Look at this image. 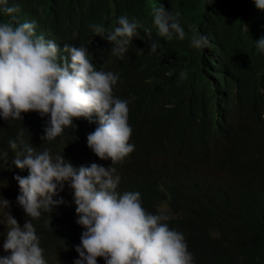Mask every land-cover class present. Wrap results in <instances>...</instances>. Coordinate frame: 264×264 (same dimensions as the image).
<instances>
[{
    "label": "clouds",
    "instance_id": "clouds-1",
    "mask_svg": "<svg viewBox=\"0 0 264 264\" xmlns=\"http://www.w3.org/2000/svg\"><path fill=\"white\" fill-rule=\"evenodd\" d=\"M96 1L27 0L18 18L5 19L0 55L16 62L0 69V121L36 132L20 131L10 140L11 156L4 159L10 170L0 171V184L7 183L0 192V264H264V245L251 229L215 231L193 251L185 230L171 223L176 214L166 207L151 211L138 190L120 188L117 165L131 155L135 140L156 135L157 128L141 99L116 93L117 74L97 64L88 45L67 39L86 33L90 45L121 57L138 38L139 26L127 14L109 30L93 12ZM189 7L223 16L249 10L264 18V0H190ZM151 24L153 34L144 37L152 93L183 128L198 129L204 105L175 111L172 102L184 98L179 13L160 5ZM191 32L189 46L199 49ZM255 47L264 55V32ZM78 128L87 154L82 160L44 146Z\"/></svg>",
    "mask_w": 264,
    "mask_h": 264
},
{
    "label": "trees",
    "instance_id": "trees-1",
    "mask_svg": "<svg viewBox=\"0 0 264 264\" xmlns=\"http://www.w3.org/2000/svg\"><path fill=\"white\" fill-rule=\"evenodd\" d=\"M189 1L97 0L93 12L109 30L122 14L139 26L138 38L121 57L110 47L90 45L86 33L67 39L88 45L93 60L117 74L116 93L141 99L145 116L157 128L156 135L135 140L131 155L117 165L120 188L138 190L151 211L166 207L176 214L171 223L185 230L193 251L213 232L225 229L249 228L264 245V55L255 47L257 35L264 32V18L249 10L233 16L208 8L195 13ZM26 2L0 0V33L5 19L18 18L17 10ZM160 5L179 13L185 34L180 75L184 98L172 101L174 110L189 103L206 109L203 125L192 131L152 93L151 50L144 34H153L151 14ZM191 31L200 39L199 49L189 46ZM15 62L0 55V69ZM12 73L17 78V71ZM20 131L36 132L18 121H0L1 172L10 170L4 159L11 156L10 140ZM77 134L80 128L67 129L44 146L53 152L63 148L67 156L82 160L87 154Z\"/></svg>",
    "mask_w": 264,
    "mask_h": 264
},
{
    "label": "rangeland",
    "instance_id": "rangeland-1",
    "mask_svg": "<svg viewBox=\"0 0 264 264\" xmlns=\"http://www.w3.org/2000/svg\"><path fill=\"white\" fill-rule=\"evenodd\" d=\"M6 185H7V183L5 182V183H3V184H0V192H1V190L4 188V187H6ZM4 211L1 209V207H0V214L1 213H3ZM0 238H1V235H0Z\"/></svg>",
    "mask_w": 264,
    "mask_h": 264
}]
</instances>
